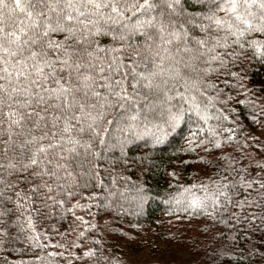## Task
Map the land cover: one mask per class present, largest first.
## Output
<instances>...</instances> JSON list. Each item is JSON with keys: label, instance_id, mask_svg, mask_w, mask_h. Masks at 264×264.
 Here are the masks:
<instances>
[{"label": "snow or ice", "instance_id": "1", "mask_svg": "<svg viewBox=\"0 0 264 264\" xmlns=\"http://www.w3.org/2000/svg\"><path fill=\"white\" fill-rule=\"evenodd\" d=\"M247 50L264 60V0H0V243L17 227L14 212L28 213L35 233L33 213L64 208L141 127H154L159 143L194 116L215 136L209 122L228 119L216 104L233 99H221L219 85L236 87L220 77L243 79L232 69ZM196 136L185 151L207 144L211 154L232 141ZM216 160L215 179L183 189L177 205L222 224L264 222V158ZM29 239L43 248L39 234Z\"/></svg>", "mask_w": 264, "mask_h": 264}, {"label": "trees", "instance_id": "2", "mask_svg": "<svg viewBox=\"0 0 264 264\" xmlns=\"http://www.w3.org/2000/svg\"><path fill=\"white\" fill-rule=\"evenodd\" d=\"M232 71L243 79L220 77L236 87L219 85L224 89L221 99H233L227 105L216 104L228 119L209 122L215 136L194 116H186L178 127L168 129L159 143L156 136L160 134L154 127H141V136L129 138L123 153L116 148L102 156L99 177L89 180L88 187L77 189L76 196L66 199L64 208L42 209L47 213L44 218L33 213L35 233L26 227L24 216L28 213L17 220L19 212H14L11 219L17 227L10 229L7 242L0 243V264H129L121 256L123 247L125 254L127 249L133 250L139 261L136 264H156L149 259L155 257L156 245L161 243L180 249L187 264H264V222L248 216L240 223L228 219L222 224L219 218L188 214L176 203L183 189L206 183L209 177L215 179L212 162L219 163V155L231 154L238 160L244 157L241 165L248 164L249 158L253 164L264 158V60L247 50ZM192 133H197V144L230 135L232 141L222 150L212 149L211 154L204 150L210 147L207 144L187 152ZM98 179L102 186H97ZM111 192L123 195L112 196ZM138 193H142V200ZM77 203L87 207L65 211ZM33 207H40L39 202ZM255 211L259 213V209ZM19 227L25 230L21 232ZM35 234L40 236L42 249L29 239ZM57 244L64 247L51 246ZM89 250L94 253L91 258H78ZM143 258L147 260L140 262Z\"/></svg>", "mask_w": 264, "mask_h": 264}, {"label": "rangeland", "instance_id": "3", "mask_svg": "<svg viewBox=\"0 0 264 264\" xmlns=\"http://www.w3.org/2000/svg\"><path fill=\"white\" fill-rule=\"evenodd\" d=\"M156 251H155V257L150 258V262L156 263V264H187L185 261V258L180 255V249L178 250L175 246H168L164 243H161L159 245H156ZM116 249H119L116 247ZM122 249V250H121ZM124 249L126 248H120L122 254L121 256L124 257L125 261L128 262L129 264H136V262H139L137 260V257L134 255V253H131L133 250L130 248L128 250V254L124 253ZM126 250V251H127ZM143 254V253H142ZM141 256H145L142 255ZM147 259L143 258V261L140 262H145Z\"/></svg>", "mask_w": 264, "mask_h": 264}]
</instances>
